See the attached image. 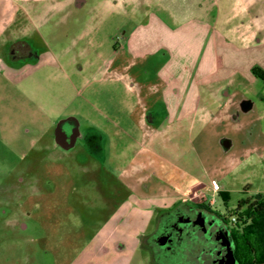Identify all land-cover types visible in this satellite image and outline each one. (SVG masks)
<instances>
[{"label":"rangeland","instance_id":"rangeland-1","mask_svg":"<svg viewBox=\"0 0 264 264\" xmlns=\"http://www.w3.org/2000/svg\"><path fill=\"white\" fill-rule=\"evenodd\" d=\"M84 1L20 40L31 44L27 57L11 53L27 29L7 34L6 42V27H0V264H128V258L150 264L158 252H145L141 236L157 243L163 219L174 220L176 213L163 214L161 227L141 212L132 220V200L182 192L191 177L211 187L216 180L220 189L207 193L208 210L231 219L240 202L264 195V150L247 151L233 138L227 152L205 124L198 125L202 132L183 135L166 175L154 171L148 181V171L134 173V164L149 156L142 151L149 146L141 138L140 116H167L158 92L167 55L132 58L126 37L159 12L155 3L112 12L100 6L108 0ZM12 11L8 0H0V23ZM158 25L144 31L151 51L162 35ZM61 131L75 134L70 145L60 143ZM138 176L145 182L134 187ZM160 253L151 264H173V245Z\"/></svg>","mask_w":264,"mask_h":264},{"label":"crops","instance_id":"crops-1","mask_svg":"<svg viewBox=\"0 0 264 264\" xmlns=\"http://www.w3.org/2000/svg\"><path fill=\"white\" fill-rule=\"evenodd\" d=\"M76 1L8 0L13 11L8 21L0 23V27H6L2 31L6 42L7 34L11 36L22 28L27 29L26 34H21L17 41L29 39L35 34L36 26L48 23L54 14L68 11ZM154 3L159 17L149 14L148 23L137 24L126 37V43L132 58H152L161 51L166 53L167 58L158 71L162 85L158 92L167 116L161 118L156 111L140 116L141 138L149 146L142 151L149 156L134 164V173L148 171V181L155 178L154 171L166 175L168 165L175 166L183 135L188 130L202 132L204 128L198 129L199 124L211 126L215 136L219 134L222 138L220 147L227 152L234 146L233 138L242 140L247 151L264 150V0H108L100 6L112 12L130 8L136 12L143 4L150 8ZM4 10L7 12L8 7ZM157 20L162 35L157 49L151 51L144 31ZM257 111L261 115L256 117ZM74 136L73 133L71 140ZM128 137L137 139L130 133ZM65 139L61 131L60 143L66 145ZM185 177L187 173L183 174ZM190 180L180 185L181 193L163 191L132 200L128 217L136 220L141 212L146 218L156 219L159 226V218L174 210L175 215L184 217L204 214L208 208L207 193L218 183L212 180L211 187L197 177ZM144 182L138 176L133 186L139 187ZM136 201L149 206L140 208L135 206ZM142 236L140 246L152 257V251H159V247L157 243H146L148 236ZM176 245V264H205L199 241L183 235ZM136 247H130V254ZM131 259L128 258V264ZM157 259L152 257L151 262Z\"/></svg>","mask_w":264,"mask_h":264},{"label":"flooded vegetation","instance_id":"flooded-vegetation-1","mask_svg":"<svg viewBox=\"0 0 264 264\" xmlns=\"http://www.w3.org/2000/svg\"><path fill=\"white\" fill-rule=\"evenodd\" d=\"M11 53L17 58L27 57L31 55V44L16 41ZM62 135L67 138L65 144L70 145L73 132H62ZM205 211L204 214L194 215L193 217L175 215L174 220H168V217L164 218L161 232L157 235V245L159 247L157 258L162 259L160 251L170 248L171 245L175 247L176 244H179V240L183 238V235H187L193 241L196 240V242L201 243L203 247L201 253L205 256L203 261L205 264H237L231 235L232 226L224 220L225 216L215 214L208 208ZM171 261L176 264L175 260Z\"/></svg>","mask_w":264,"mask_h":264},{"label":"trees","instance_id":"trees-1","mask_svg":"<svg viewBox=\"0 0 264 264\" xmlns=\"http://www.w3.org/2000/svg\"><path fill=\"white\" fill-rule=\"evenodd\" d=\"M230 215L236 218V223L226 217L224 220L232 226L237 264H264V195L240 202Z\"/></svg>","mask_w":264,"mask_h":264},{"label":"built area","instance_id":"built-area-1","mask_svg":"<svg viewBox=\"0 0 264 264\" xmlns=\"http://www.w3.org/2000/svg\"><path fill=\"white\" fill-rule=\"evenodd\" d=\"M219 189H220V186H219L218 184H213V188H212V190L217 191V190H219ZM214 202H215V200H212L211 205H213ZM236 221H237V220H236L235 217L231 218V222H232V223H236Z\"/></svg>","mask_w":264,"mask_h":264}]
</instances>
